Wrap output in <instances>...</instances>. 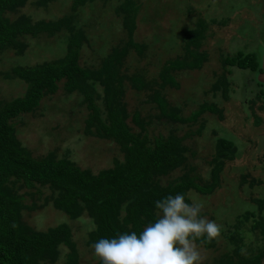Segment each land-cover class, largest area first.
<instances>
[{"label":"rangeland","instance_id":"1","mask_svg":"<svg viewBox=\"0 0 264 264\" xmlns=\"http://www.w3.org/2000/svg\"><path fill=\"white\" fill-rule=\"evenodd\" d=\"M121 1L94 0L72 11L71 0H51L43 6L37 5L35 0H26L5 16L13 20L24 15L31 22L55 21L70 16L71 26L84 37L78 50L79 65L98 69L109 49L123 45L127 39L121 28L120 15L115 12ZM132 1L137 7L132 41L143 47V53L129 50L125 55L119 72L127 77L138 75L159 81L157 73L162 66L183 54L187 33L195 28L196 21L202 19L205 22L197 48L207 55L202 66L194 70L170 71L175 86L166 84L158 89L166 103L164 110L177 108L180 118L188 117L200 105L210 103L219 108L221 118L203 111L193 122L165 121L159 118L160 110L149 100L148 90L136 91L124 82L125 123L132 133H144L149 146L158 135H172L185 147V163L159 176L157 182L161 186L172 182L185 170H189L200 184L208 182L209 160L215 142L219 138L233 142V159L224 163L219 173V187L207 195L190 189L185 197L191 203L189 197L195 196L204 205L200 215L221 227L214 248L199 246L204 257L202 264H214L219 255L232 250L236 242L239 253L248 257L256 253L262 240L258 229L250 230L254 219L245 220L243 215L253 211L256 216H261L264 225V210L258 212L253 202L256 199L264 201V100L257 99L251 104L256 75L246 70L230 68L225 97L213 85L223 74L221 57L237 50L264 55V0ZM67 37L65 30L52 36L45 33L23 36L18 38L25 44L21 54L16 55L12 49L0 51V105L22 97L25 91V83L15 78L11 69L16 65L31 66L62 58ZM95 91L101 96L100 87L96 86ZM100 101L99 97L95 103L102 109ZM134 112L142 129L131 121ZM87 114L82 96L77 92L66 93L62 83L58 82L57 90L43 95L33 111L19 114L9 122L13 125L14 136L33 159L54 152L57 158L66 157L79 168L96 173L112 166L113 160L121 162L123 155L111 140L83 132ZM254 117L259 118L257 124ZM18 193L23 196L25 206L34 205L31 210H21L20 217L25 224L37 231L65 224L76 250L75 264H96L93 244L87 243V234L94 226L84 213L70 218L54 209L45 201L50 195L45 187L22 188ZM229 237L238 241L231 242ZM58 251L56 260L46 264H66L68 249L60 245ZM261 264H264V258Z\"/></svg>","mask_w":264,"mask_h":264},{"label":"trees","instance_id":"2","mask_svg":"<svg viewBox=\"0 0 264 264\" xmlns=\"http://www.w3.org/2000/svg\"><path fill=\"white\" fill-rule=\"evenodd\" d=\"M25 1L0 0V51L12 49L16 55L21 54L25 44L18 38L23 36L35 37L40 33L52 36L65 30L68 37L62 58L31 66H14L11 73L25 83L24 94L0 105V264L53 263L60 245L68 249L66 264H75L77 259L70 230L65 224L37 231L21 220V210H31L34 205L25 206L18 189L45 187L50 192L45 201L54 209L70 218L84 213L94 226L87 234V243L91 245L101 238L111 239L125 232L135 231L139 234L144 227L157 219L155 202L168 195L186 196L190 189L207 195L219 187V173L224 163L233 159V142L225 138H219L215 142L214 152L209 160L208 182L200 184L189 170H185L172 182L161 186L157 182L159 176L185 163V147L180 144V139L172 135H158L153 138L150 146L147 145L144 133H132L128 129L125 123V106L122 103L124 82H127L136 91L148 90L149 100L160 110L159 118L165 121L193 122L203 111L212 112L221 118L219 108L212 103L202 104L190 116L180 118L177 108L164 110L166 103L158 89L166 84L169 87L175 86L170 71L199 69L206 60V53L197 51L205 28L202 19H198L195 28L187 33L182 46L183 54L172 62H166L158 71L159 81L146 80L138 75L127 77L119 72L129 50L136 54L143 53V47L132 41L137 12L132 0H122L115 8V12L120 15L121 28L126 32L127 39L123 45L109 49L98 69L79 65L78 50L84 37L71 26L70 16H63L55 21L35 22H31L24 15L13 20L5 16V13L21 7ZM35 1L37 5L43 6L51 0ZM92 1L94 0H71L70 8L75 11ZM260 58L261 55L254 52L241 50L221 57L223 74L219 75L213 88L219 89L222 97H225L229 88L227 77L230 68L246 70L257 76L262 72ZM58 82L62 83V89L66 93L77 92L82 96V103L88 111L83 132L114 142L123 155L121 162L113 160L112 166L92 173L88 169L79 168L66 157L57 158L54 152L33 159L20 145L9 121L19 114L33 111L43 95L57 90ZM96 86L100 87L101 96L95 91ZM253 86L254 98L251 104L257 99L264 100V84L255 79ZM99 97L102 109L95 103ZM254 118V123L257 124L259 118ZM131 121L140 129L143 128L136 112L132 114ZM253 202L258 212L264 210L262 199ZM256 215L253 211H247L243 215L245 220L249 217L254 219L250 230L259 231L262 243L256 253L248 257L242 256L238 250V240L229 237V241L236 242L234 248L219 255L214 264H261L264 258V225L261 216ZM198 245L204 249H212L215 247V240L205 243L198 241ZM96 264L100 262L97 260Z\"/></svg>","mask_w":264,"mask_h":264},{"label":"clouds","instance_id":"3","mask_svg":"<svg viewBox=\"0 0 264 264\" xmlns=\"http://www.w3.org/2000/svg\"><path fill=\"white\" fill-rule=\"evenodd\" d=\"M168 195L156 201L158 216L137 234L101 238L92 245L100 264H202L200 243L215 240L221 227L200 215L204 205L193 196ZM204 238V239H201Z\"/></svg>","mask_w":264,"mask_h":264},{"label":"water","instance_id":"4","mask_svg":"<svg viewBox=\"0 0 264 264\" xmlns=\"http://www.w3.org/2000/svg\"><path fill=\"white\" fill-rule=\"evenodd\" d=\"M260 59V66L262 68V72L256 76V81L258 83L264 84V55H262Z\"/></svg>","mask_w":264,"mask_h":264}]
</instances>
